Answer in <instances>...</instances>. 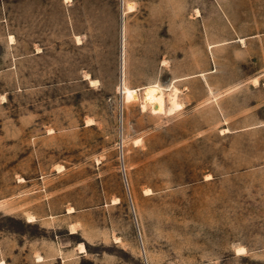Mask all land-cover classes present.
Wrapping results in <instances>:
<instances>
[{"label":"rangeland","instance_id":"obj_1","mask_svg":"<svg viewBox=\"0 0 264 264\" xmlns=\"http://www.w3.org/2000/svg\"><path fill=\"white\" fill-rule=\"evenodd\" d=\"M0 264H264V0H0Z\"/></svg>","mask_w":264,"mask_h":264},{"label":"bare ground","instance_id":"obj_2","mask_svg":"<svg viewBox=\"0 0 264 264\" xmlns=\"http://www.w3.org/2000/svg\"><path fill=\"white\" fill-rule=\"evenodd\" d=\"M129 4V3H128ZM11 40L14 38L12 37V35L10 36ZM242 41H244V39L242 38ZM123 69V68H122ZM95 80H91V82H94ZM145 90V95H146V102H151V103H155L156 101H160L163 99V97L165 96L164 93V87L158 83H153L150 85H147L144 87ZM123 92L125 94H127L126 96L129 99H136L137 98V90L136 89H131L128 87H124ZM122 92V93H123ZM178 88L175 86V84H173V88L171 93L168 96V102H169V111L174 112L177 111L181 108H183V103L179 100L178 98ZM145 106V104H144ZM146 107V106H145ZM33 218L30 217L29 220H32ZM81 246V245H80ZM236 252L238 254H243L246 252V249L244 247H237Z\"/></svg>","mask_w":264,"mask_h":264}]
</instances>
